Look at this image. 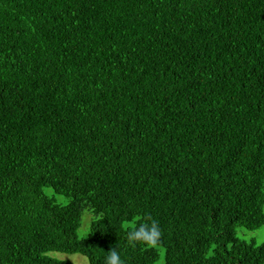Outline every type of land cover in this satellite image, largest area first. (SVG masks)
<instances>
[{"label": "trees", "instance_id": "16d2710c", "mask_svg": "<svg viewBox=\"0 0 264 264\" xmlns=\"http://www.w3.org/2000/svg\"><path fill=\"white\" fill-rule=\"evenodd\" d=\"M262 226L264 0H0V264H264Z\"/></svg>", "mask_w": 264, "mask_h": 264}, {"label": "clouds", "instance_id": "9594fccd", "mask_svg": "<svg viewBox=\"0 0 264 264\" xmlns=\"http://www.w3.org/2000/svg\"><path fill=\"white\" fill-rule=\"evenodd\" d=\"M161 236L159 226L151 216H146L140 222V226L136 227L135 224L129 227L127 233V240L129 244L135 247L137 244L146 246H155ZM104 264H124L116 247L110 248L106 251Z\"/></svg>", "mask_w": 264, "mask_h": 264}, {"label": "rangeland", "instance_id": "374dc122", "mask_svg": "<svg viewBox=\"0 0 264 264\" xmlns=\"http://www.w3.org/2000/svg\"><path fill=\"white\" fill-rule=\"evenodd\" d=\"M57 201H61V202H65V199L62 200L61 198L57 197ZM86 223L88 225L89 220L87 218ZM88 227H82L80 230L81 234H85L87 232ZM238 235H240L238 233ZM250 237L254 238L256 240V242L261 243L264 242V226L260 227L259 229L252 231V232H248L247 235L245 236L246 239H249ZM59 257L61 258H66L69 259L72 264H85L84 261L82 260L85 259L84 257H82L81 255L78 254H70V255H65V254H58ZM86 260V259H85Z\"/></svg>", "mask_w": 264, "mask_h": 264}]
</instances>
